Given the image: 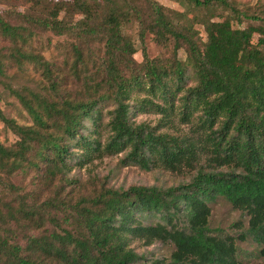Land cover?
<instances>
[{"label": "trees", "instance_id": "obj_1", "mask_svg": "<svg viewBox=\"0 0 264 264\" xmlns=\"http://www.w3.org/2000/svg\"><path fill=\"white\" fill-rule=\"evenodd\" d=\"M73 1L82 14L74 23L59 17L63 1L38 23L58 34H78V40L90 39L104 50L88 52L77 41L68 67L19 47L9 56L0 51L1 82L13 58L21 65L25 59L37 60L49 80L29 92L6 84L32 123H18L0 108V118L19 135L10 145L0 142V264H242L237 238L247 236L261 245L264 263V25L234 27L229 17L216 19L213 0H189L208 12L199 19L203 39L191 17L157 0H147L149 12L138 5L125 11L119 0ZM217 1L238 18L250 16L228 0ZM132 18L144 24L142 37L149 30L161 43L174 38L175 56L150 57L144 47L143 60L136 59L138 49L124 32ZM20 27L0 13L3 34L23 36ZM255 32L260 33L256 43ZM184 46L186 59L178 57ZM191 74L198 81L188 86ZM136 88L160 91L164 102L153 104L168 116L176 111L179 91L187 89L181 97L182 118L189 121L199 112L196 136L133 121L130 97ZM110 103L111 134L103 143L93 133ZM123 150H128L124 163L144 168L158 161L173 170L194 166L204 153L215 167L232 168L202 166L191 181L166 188H107L64 208L62 216L51 211L57 204H40L13 179L34 169L52 179L69 171L72 160L83 164L94 153ZM217 196L249 215V226L238 237L210 227V201ZM47 220L52 229L45 226ZM130 236L147 244L171 241L175 248L168 260H145L129 245Z\"/></svg>", "mask_w": 264, "mask_h": 264}, {"label": "rangeland", "instance_id": "obj_2", "mask_svg": "<svg viewBox=\"0 0 264 264\" xmlns=\"http://www.w3.org/2000/svg\"><path fill=\"white\" fill-rule=\"evenodd\" d=\"M61 1L65 3L60 11L59 17L66 18L69 22H75L82 14L76 12L73 0H0V13L12 25H18L23 36L12 38L3 34L0 30V51L2 54L11 55L17 47L22 50L34 53L38 57L54 60L63 66L70 65L74 60V43L81 41L84 48L97 52L104 50V45L93 42L90 39L80 37L78 34H58L52 29L42 27L38 17L51 16L50 10ZM123 9L138 5L144 10H148L147 0H119ZM158 2L171 7L172 9L186 13L195 21L194 26L200 32V37L206 38L204 25L199 21L201 13L208 15L205 8H197L189 0H157ZM234 4L240 11L248 13L250 16L243 15L238 18L232 8L219 4V1L213 0L212 11L216 14V19L229 17L234 27H246L248 25H264V0H228ZM104 15V12L101 13ZM259 16V18H256ZM151 19V18H149ZM143 25L137 18H132L131 22L124 26V32L131 37L137 47L135 57L143 60V48L146 47L150 57L171 58L175 56V39L171 38L165 43L157 40L154 32L145 30L144 37L140 32ZM74 34V35H73ZM260 33L255 32L253 41L259 40ZM200 42V41H199ZM202 43V42H201ZM188 52L184 47L179 48L178 57L186 59ZM11 65H8L6 75L1 76L0 81V108L6 116L13 118L21 124L32 123V116L25 108L18 96L6 86L12 85L14 89L23 92H29V89H41V85H49V80L45 77L43 69L37 60L25 59L24 64H20L15 58L11 59ZM94 67L91 63V68ZM187 84L195 85L198 81L196 75L190 76ZM29 88V89H28ZM187 89H182L178 93L176 102V111L168 116L163 110H159L153 104L164 102L162 94H154L145 88L133 89L131 94V119L136 122H146L150 126L158 127V131L169 132L173 134H189L196 136L198 124V113L191 116V120L185 121L182 118L181 97L186 95ZM112 103L108 104L102 123L94 137H98L105 143L111 134V128L108 124L110 119L109 109L113 108ZM19 138V135L9 128L0 118V142L10 145ZM81 147H77L79 151ZM81 151V150H80ZM128 150L118 153H105L98 156L92 154L91 159L86 163L71 161V168L65 174L59 173L52 179L41 177L39 170H31L26 173H18L13 179L20 184L25 191L33 193L37 201L41 204L47 200L57 204L51 207L54 214L62 216L64 208L71 209L73 205L82 203L97 196L101 191L107 188H128L131 185H157L160 187H169L180 183L189 182L193 179L198 169L202 166L207 169L212 167L216 169L230 170L231 165L215 167L211 163L208 153L202 154L201 158L194 166L183 165L181 168L173 170L166 167L161 161L153 164L150 168H144L135 162L124 163L123 158ZM40 173V174H39ZM38 175V176H36ZM31 199V198H30ZM211 215L209 217L210 227L214 231L238 235L247 230L249 226V215L240 208L235 207L229 200L223 196H217L210 201ZM50 209V208H49ZM45 226L52 229L54 227L51 221H46ZM32 233H38V230H32ZM239 255L242 264H264L260 255L261 245L251 236L245 239L237 238ZM130 246H132L145 260L156 258L169 259L175 246L171 241L156 239L152 243H146L141 238L130 236Z\"/></svg>", "mask_w": 264, "mask_h": 264}]
</instances>
